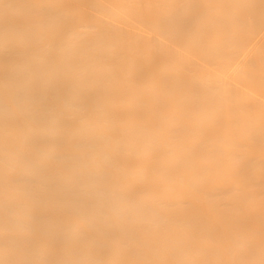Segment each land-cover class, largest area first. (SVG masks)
Masks as SVG:
<instances>
[{"label": "bare ground", "instance_id": "obj_1", "mask_svg": "<svg viewBox=\"0 0 264 264\" xmlns=\"http://www.w3.org/2000/svg\"><path fill=\"white\" fill-rule=\"evenodd\" d=\"M0 264H264V0H0Z\"/></svg>", "mask_w": 264, "mask_h": 264}]
</instances>
